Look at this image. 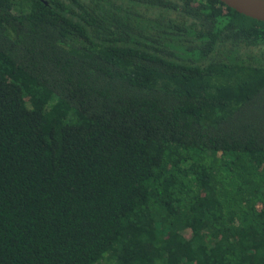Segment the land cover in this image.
Returning a JSON list of instances; mask_svg holds the SVG:
<instances>
[{
	"label": "trees",
	"instance_id": "16d2710c",
	"mask_svg": "<svg viewBox=\"0 0 264 264\" xmlns=\"http://www.w3.org/2000/svg\"><path fill=\"white\" fill-rule=\"evenodd\" d=\"M0 264H264V22L0 0Z\"/></svg>",
	"mask_w": 264,
	"mask_h": 264
},
{
	"label": "water",
	"instance_id": "95a60500",
	"mask_svg": "<svg viewBox=\"0 0 264 264\" xmlns=\"http://www.w3.org/2000/svg\"><path fill=\"white\" fill-rule=\"evenodd\" d=\"M239 14L264 22V0H220Z\"/></svg>",
	"mask_w": 264,
	"mask_h": 264
}]
</instances>
